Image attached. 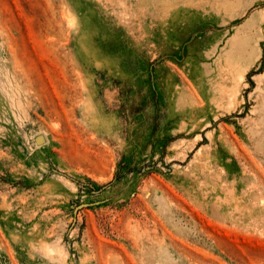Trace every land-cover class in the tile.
<instances>
[{"label": "rangeland", "instance_id": "rangeland-1", "mask_svg": "<svg viewBox=\"0 0 264 264\" xmlns=\"http://www.w3.org/2000/svg\"><path fill=\"white\" fill-rule=\"evenodd\" d=\"M0 264H264V0H0Z\"/></svg>", "mask_w": 264, "mask_h": 264}]
</instances>
